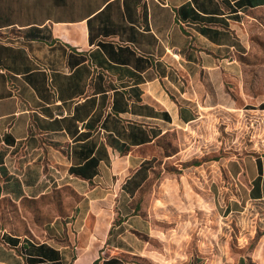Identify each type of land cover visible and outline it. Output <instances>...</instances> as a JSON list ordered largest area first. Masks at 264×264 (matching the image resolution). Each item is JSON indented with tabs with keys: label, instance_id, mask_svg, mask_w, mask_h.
Masks as SVG:
<instances>
[{
	"label": "crops",
	"instance_id": "1",
	"mask_svg": "<svg viewBox=\"0 0 264 264\" xmlns=\"http://www.w3.org/2000/svg\"><path fill=\"white\" fill-rule=\"evenodd\" d=\"M188 1L191 22L179 20ZM250 1L0 0V200L74 191L42 232L0 228V264H264V240L237 257L209 230L196 243L203 256H187L178 235L188 227L156 225L138 188H125L158 137L230 105L234 58L253 29L264 35V0ZM137 125L148 141H129ZM263 167L242 157L226 166L232 184L259 179L254 200Z\"/></svg>",
	"mask_w": 264,
	"mask_h": 264
},
{
	"label": "rangeland",
	"instance_id": "2",
	"mask_svg": "<svg viewBox=\"0 0 264 264\" xmlns=\"http://www.w3.org/2000/svg\"><path fill=\"white\" fill-rule=\"evenodd\" d=\"M243 53L234 58L241 72L229 82V106H217L185 132L169 130L145 150L151 166L136 198L151 209L156 225L188 227L178 235L179 243L189 241L187 256H203L196 245L207 238L203 230L216 242H227L226 251L237 257H246L264 240V199H248L251 183L232 184L226 168L241 157L264 166V35L253 29ZM73 193L65 188L60 199H2L0 228L38 234L56 212L73 206Z\"/></svg>",
	"mask_w": 264,
	"mask_h": 264
},
{
	"label": "trees",
	"instance_id": "3",
	"mask_svg": "<svg viewBox=\"0 0 264 264\" xmlns=\"http://www.w3.org/2000/svg\"><path fill=\"white\" fill-rule=\"evenodd\" d=\"M248 2L250 3L251 1L248 0ZM178 13H179V20L187 21V22H191L198 15L190 1L180 5L178 9ZM115 91H117V95H119V97L114 100L113 110L117 112L125 111L126 107L123 106V95H126L128 91L131 90L122 89ZM134 91L136 92V95H138V90H134ZM143 108H144L143 104H136L133 110H135L136 113H139L142 112ZM145 108L147 109L148 107L146 106ZM163 115L166 117V119H170L169 115L166 112H164ZM158 133H159V129L153 130V137H155ZM129 134H130L129 141L134 144L149 140L148 136L145 135L144 130H142L141 126L139 125L136 126L135 132L133 134L131 133V131L129 132ZM111 143L119 147L121 151L126 150V147H123V144L115 143V140L112 141ZM150 166L151 165L149 164V160H145L141 164L140 168L137 169V171L134 173L131 179L126 182L125 188L127 189L128 192L132 193L133 191H135V189L141 186L142 182L147 179ZM74 171H76V169H74ZM261 194L262 191L260 189L259 179H257L253 184V188L251 189V196L258 197Z\"/></svg>",
	"mask_w": 264,
	"mask_h": 264
}]
</instances>
